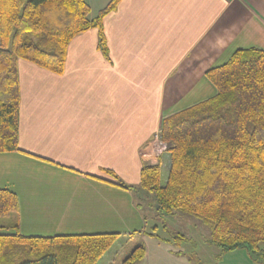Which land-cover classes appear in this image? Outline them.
<instances>
[{
    "label": "crops",
    "instance_id": "obj_1",
    "mask_svg": "<svg viewBox=\"0 0 264 264\" xmlns=\"http://www.w3.org/2000/svg\"><path fill=\"white\" fill-rule=\"evenodd\" d=\"M110 1L87 0L90 17ZM103 24L108 56L90 29L69 43L63 74L19 59L21 150L0 152V188L18 196L21 235L139 236L137 264H204L149 234L137 192L106 171L140 186L164 121L217 95L207 72L264 51V0H121ZM223 255L262 264L244 249L212 262L229 264Z\"/></svg>",
    "mask_w": 264,
    "mask_h": 264
},
{
    "label": "trees",
    "instance_id": "obj_2",
    "mask_svg": "<svg viewBox=\"0 0 264 264\" xmlns=\"http://www.w3.org/2000/svg\"><path fill=\"white\" fill-rule=\"evenodd\" d=\"M120 1L111 0L91 18L87 0H0V152L21 150L19 59L63 74L69 43L90 29L98 30L99 48L108 56L103 22ZM207 76L217 95L163 123L170 154L165 181L158 164L142 169L137 188L106 172L137 196L151 194L163 213L200 220L210 229V244L223 254L244 249L264 264V51L238 50ZM18 214L17 194L0 188L1 264H97L120 238L24 236ZM162 240L180 247L185 238ZM145 254L139 244L124 264H137Z\"/></svg>",
    "mask_w": 264,
    "mask_h": 264
},
{
    "label": "rangeland",
    "instance_id": "obj_3",
    "mask_svg": "<svg viewBox=\"0 0 264 264\" xmlns=\"http://www.w3.org/2000/svg\"><path fill=\"white\" fill-rule=\"evenodd\" d=\"M164 153L157 161V164L161 166L163 180L165 181L170 165V154L168 150ZM137 203L142 206L147 219L148 232L154 233L161 239H168L170 241L173 240L174 235L181 234L184 236L185 240L180 247L185 248L188 254L195 258V260L204 264H214L218 262L217 257L221 256L223 253L219 251L218 247L210 244V229L200 220L181 212H176L174 214L163 213L155 204L151 194H139L137 196ZM140 239L139 236L125 238L121 241L118 239L97 264H104L110 257L116 264H121V262L124 263L126 258L136 246L139 245ZM261 247L264 248V243H261ZM223 258L224 261L229 264H238L236 257L231 258V256L223 255L222 259ZM213 259L214 263L212 262Z\"/></svg>",
    "mask_w": 264,
    "mask_h": 264
},
{
    "label": "built area",
    "instance_id": "obj_4",
    "mask_svg": "<svg viewBox=\"0 0 264 264\" xmlns=\"http://www.w3.org/2000/svg\"><path fill=\"white\" fill-rule=\"evenodd\" d=\"M151 158L154 160V163L157 164V161L162 156L164 152L167 151V143L162 139L161 133H156L153 142L151 144Z\"/></svg>",
    "mask_w": 264,
    "mask_h": 264
}]
</instances>
